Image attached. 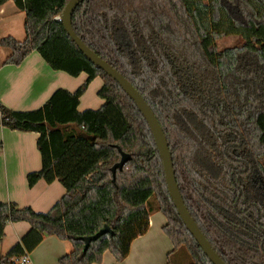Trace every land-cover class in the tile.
<instances>
[{
    "label": "trees",
    "instance_id": "trees-1",
    "mask_svg": "<svg viewBox=\"0 0 264 264\" xmlns=\"http://www.w3.org/2000/svg\"><path fill=\"white\" fill-rule=\"evenodd\" d=\"M14 1L26 14V38L0 40L6 65L37 52L54 71L87 80L59 89L38 110L0 104V127L39 134L42 169L29 187L59 181L66 194L47 213L0 201V240L9 223L29 232L0 258L24 264L46 236L70 242L59 264L117 262L150 228L151 198L167 219L174 250L168 264H213L187 230L170 197L152 131L120 85L81 52L59 19L69 0ZM77 36L119 71L151 107L167 138L179 190L191 216L226 264H264V0H85L75 10ZM241 46L218 49L223 38ZM103 80L98 110L80 99ZM120 148L132 159L117 170ZM106 227L86 249L84 238ZM22 261V263H21Z\"/></svg>",
    "mask_w": 264,
    "mask_h": 264
},
{
    "label": "crops",
    "instance_id": "crops-1",
    "mask_svg": "<svg viewBox=\"0 0 264 264\" xmlns=\"http://www.w3.org/2000/svg\"><path fill=\"white\" fill-rule=\"evenodd\" d=\"M25 21V12L14 1L0 6V40L10 36L20 42L24 41ZM10 54V50L0 48V104L13 111L41 109L57 90L65 89L74 93L88 78L85 73L72 77L65 72L52 70L37 52L30 54L20 66L6 65ZM102 86L101 78H96L90 84L80 99V112L97 110L92 106L94 94ZM38 138L39 134L34 132L0 127V201L47 213L63 198L66 190L59 181L48 184L42 180L34 187H29L28 175L42 169V158L37 148ZM150 202H153L150 228L132 243L127 259L117 262L111 252H106L101 264H168V256L174 246L163 231L167 219L158 211V205H154L156 200L151 198ZM30 228L26 222L9 223L5 237L0 240V258L19 243ZM72 250L70 242L46 236L29 255V264H59V259Z\"/></svg>",
    "mask_w": 264,
    "mask_h": 264
},
{
    "label": "water",
    "instance_id": "water-1",
    "mask_svg": "<svg viewBox=\"0 0 264 264\" xmlns=\"http://www.w3.org/2000/svg\"><path fill=\"white\" fill-rule=\"evenodd\" d=\"M85 0H69L65 6L61 17L59 18L65 28V31L71 37L72 41L77 45L81 52L91 61L96 67L105 72L109 77L116 81L125 93L135 102L139 111L142 113L146 122L148 123L152 134L154 136L157 148L159 150L165 173V180L170 197L178 211V214L183 221L187 230L193 235L199 246L204 251L205 255L213 264H226L218 253L215 251L209 240L205 237L199 226L191 216L187 206L185 205L182 194L175 176L172 154L169 149V144L162 126L160 125L157 117L152 111L151 107L147 104L145 99L139 91L113 66L107 61L99 57L93 52L75 33L72 26V17L77 7ZM121 153V161L114 165L112 168L113 182L116 181L117 170H123L124 166L129 162L132 157L118 148ZM106 233H112L110 228L106 227L98 234L84 238L86 249H88L91 242L98 240Z\"/></svg>",
    "mask_w": 264,
    "mask_h": 264
},
{
    "label": "rangeland",
    "instance_id": "rangeland-1",
    "mask_svg": "<svg viewBox=\"0 0 264 264\" xmlns=\"http://www.w3.org/2000/svg\"><path fill=\"white\" fill-rule=\"evenodd\" d=\"M243 44V40L240 38V37H228V38H223V39H221L220 41H218L217 42V46H218V49L220 50V51H222V50H224V49H227V48H233V47H235V46H241ZM100 83V82H99ZM101 89V87H98V89H97V94H98V91ZM94 90H95V88H94ZM91 93H94V92H91ZM97 94L95 93L94 94V104H92V106H93V108L94 109H99V108H101V106L104 104V100L103 99H101V98H99L98 96H97ZM95 101H96V103H95ZM154 200H156V199H154ZM156 202H157V200H156ZM152 203L153 202H150L149 204H148V209H152ZM155 203V202H154ZM154 205H158V203H155ZM158 208V207H157ZM21 263H22V261H21Z\"/></svg>",
    "mask_w": 264,
    "mask_h": 264
},
{
    "label": "built area",
    "instance_id": "built-area-1",
    "mask_svg": "<svg viewBox=\"0 0 264 264\" xmlns=\"http://www.w3.org/2000/svg\"><path fill=\"white\" fill-rule=\"evenodd\" d=\"M24 264H29V260L27 258L24 259Z\"/></svg>",
    "mask_w": 264,
    "mask_h": 264
}]
</instances>
